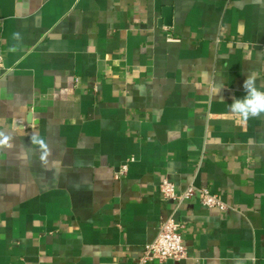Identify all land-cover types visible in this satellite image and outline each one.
Returning a JSON list of instances; mask_svg holds the SVG:
<instances>
[{
	"label": "crops",
	"instance_id": "obj_1",
	"mask_svg": "<svg viewBox=\"0 0 264 264\" xmlns=\"http://www.w3.org/2000/svg\"><path fill=\"white\" fill-rule=\"evenodd\" d=\"M0 56V264H139L171 216L187 257L150 264H264V117L228 111L264 84V0H0Z\"/></svg>",
	"mask_w": 264,
	"mask_h": 264
},
{
	"label": "built area",
	"instance_id": "obj_2",
	"mask_svg": "<svg viewBox=\"0 0 264 264\" xmlns=\"http://www.w3.org/2000/svg\"><path fill=\"white\" fill-rule=\"evenodd\" d=\"M172 40L171 37H168ZM3 59L0 56V69L3 68ZM127 167L122 168L126 172ZM159 192L166 201L175 204V211L188 200H196L202 206L224 211L227 206L220 199L219 195L211 193L207 188H197L189 186L187 189L179 191L174 182L165 179L159 185ZM181 225L171 216L160 227L159 234L155 241L145 246L139 264H150L155 261L164 262L168 260L182 261L187 257V247L180 233Z\"/></svg>",
	"mask_w": 264,
	"mask_h": 264
},
{
	"label": "clouds",
	"instance_id": "obj_3",
	"mask_svg": "<svg viewBox=\"0 0 264 264\" xmlns=\"http://www.w3.org/2000/svg\"><path fill=\"white\" fill-rule=\"evenodd\" d=\"M16 33L14 37H18ZM258 74L249 72L243 82L245 95L241 98L233 97V102L228 105L229 113L236 117L237 124H246L250 119L264 117V84H258ZM220 87L217 86L214 95H219ZM221 101L222 98H221ZM12 137L0 131V150L12 149ZM30 144L40 153V159L46 163L47 158L51 155V150L46 140L38 135L30 137Z\"/></svg>",
	"mask_w": 264,
	"mask_h": 264
},
{
	"label": "water",
	"instance_id": "obj_4",
	"mask_svg": "<svg viewBox=\"0 0 264 264\" xmlns=\"http://www.w3.org/2000/svg\"><path fill=\"white\" fill-rule=\"evenodd\" d=\"M34 122V119H33V115L30 113L28 114V116L26 117V123L27 124H32ZM22 128V127H21Z\"/></svg>",
	"mask_w": 264,
	"mask_h": 264
}]
</instances>
